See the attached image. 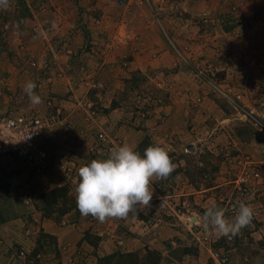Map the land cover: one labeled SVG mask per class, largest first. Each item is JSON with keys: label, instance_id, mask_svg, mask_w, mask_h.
<instances>
[{"label": "rangeland", "instance_id": "rangeland-1", "mask_svg": "<svg viewBox=\"0 0 264 264\" xmlns=\"http://www.w3.org/2000/svg\"><path fill=\"white\" fill-rule=\"evenodd\" d=\"M35 1L37 4L38 0H30V3L26 0H9L8 8L0 9V113H50L59 110L73 120L82 137L84 133L94 136L105 132L110 142L117 147L121 144L118 137L120 131L124 132L128 127L134 133L140 131L138 133L143 134L147 131L136 151L141 153L150 145L162 144L157 137L164 129V107L168 103L169 90L160 81L167 73L154 64L146 65L143 56H136V51L140 49H136L137 42L134 43L133 39L134 35L138 36L144 45V40L147 39L149 43L150 38L164 33L169 45L177 48L185 74H188V81L184 78L183 95L197 104L204 102L203 106L213 114L206 122L191 123L194 126L193 133L200 129L205 134L202 133L204 136L197 144L184 145L183 150L178 152L168 150L176 165L169 177H175L177 172L182 171L181 176L192 188L216 186L212 205L223 209L229 220L234 217V209L241 201L254 209L252 224L235 237L229 238L211 227L206 228L203 214L209 207L204 208L190 201L194 195L185 196L182 209L190 214L189 209L193 207L197 212L198 220L194 224L199 228L198 232H201L197 239V249L206 252L202 255L206 264H219L212 257V252L216 250L229 257L227 264H264V195H243L236 185L242 159L264 163V136L260 130L264 127V75L258 76L249 68L243 69L246 64L243 58L233 56L238 52L235 46L245 47L247 38L257 39L259 36L262 37L261 41L254 42L259 47H254L264 52V0L191 1L200 7L201 12L193 17L198 26L196 30L192 31L188 26L185 31H179L188 40L182 42V46L174 39L175 29L167 26L165 21L173 23L171 20L177 17L180 20L187 19L189 13L183 11L181 5L178 6L184 0H132L138 1L135 4L130 0H116V5L107 9L84 7L75 14L79 21L86 20L72 38L71 45L78 46L82 51L75 57L55 54L50 57L40 49L39 36L45 39V45L52 46L53 39L63 38V28L66 26H63L62 21H57L55 27L51 24L49 28L35 26ZM144 4L148 5V11L154 19L152 27L137 21L141 19L142 22L143 18L148 17L144 12L147 10ZM234 5L240 6L238 11L231 10ZM243 8L247 11L251 8L253 13L249 12L245 17L240 11ZM85 12L87 14L83 15ZM160 20L164 23L163 27L158 24ZM219 28L227 32L230 43L212 45V33ZM48 33L54 37H47L50 36ZM113 33L118 35L119 42L118 46L114 45L116 53L114 49V55L110 52L107 57L98 47L104 48L107 45L110 49ZM143 35L146 39H143ZM191 41L202 45L204 48L201 52H206L194 53L198 58L190 55ZM222 47L227 54L225 60L235 67L232 73H227L226 69L218 73L211 70V65L217 59L213 60L210 48ZM255 64L264 66V58ZM254 80H258L257 86L249 82ZM28 81L36 83L35 91L42 98L41 104L32 105L23 92ZM183 102L186 104L187 101L184 99ZM184 122L185 127L190 124L189 121ZM191 127L185 129L186 132L191 134ZM63 133L61 129L60 134L50 139L57 159L68 151L72 153V149L82 139L77 141L72 137L75 139L72 141L71 137ZM222 133L228 138L222 136ZM165 137L170 135L166 134ZM189 137L185 136L184 140ZM134 138L132 135L130 141ZM165 180H155V187L165 189L175 184L170 178L167 179L168 184ZM66 188L65 180L55 171L39 172L17 158L1 156L0 227L9 223V227L12 224L17 226L18 231L32 233L38 225L39 216L62 220L68 213L77 214L79 211L75 207V196L69 188L66 192ZM160 217L163 216H148L145 220L151 219L154 225ZM32 241L35 243V237ZM14 242L16 245L10 247L11 264H21L16 261L21 259L18 254L22 249L27 254L24 264H60V254L51 236L41 234L36 249L35 244L28 248L27 242ZM256 243H260L263 248ZM117 244L124 247V241ZM171 251L173 257L181 256L182 250ZM183 251L191 253L189 250ZM38 253H42L41 256ZM158 255L160 258L158 249H148L143 255L138 251L117 249L100 259L105 258L102 264H159ZM41 258L45 260L43 263H40Z\"/></svg>", "mask_w": 264, "mask_h": 264}, {"label": "crops", "instance_id": "crops-1", "mask_svg": "<svg viewBox=\"0 0 264 264\" xmlns=\"http://www.w3.org/2000/svg\"><path fill=\"white\" fill-rule=\"evenodd\" d=\"M191 1L194 3L197 2L195 0H184L183 2L178 3V6L181 5L183 11L191 15V19L188 18L190 17L188 15V20H183L182 18L180 20V18L177 17L176 19L171 20L174 21L173 23L165 21L167 26L175 29L174 39L179 41L180 45L182 42H188V40L185 39V36H182L179 31H185L188 26L192 31H194L198 27L197 23L193 21V17L201 12L200 7L196 6ZM130 2H132V0H130ZM136 2L138 1H134L132 3L135 4ZM114 5H116V0H53L51 10L49 12L44 14L38 11L35 16V26L37 25L38 28H44L45 26L48 27L50 24L57 25V21H62L63 26H66L63 28L64 36L63 38L53 39L52 41L54 43L52 46L45 45L43 43L45 39H40L39 36L38 42L40 49L45 51L46 55L50 57L52 54L63 57L79 56L82 51L79 50L78 46L71 45L73 40L72 38L77 35L76 32L79 31L76 30L81 29L86 20L79 21L76 18L77 15L75 14H77V10H83L84 7V9L91 7H102L107 9ZM143 7L147 9L146 11L144 10V12L148 17L145 19L143 18L142 22H140L141 19H137V21L139 24L152 27L154 19L148 11V5L144 4ZM203 8L207 9V7ZM240 11H242V15L246 17L249 12H252V9L248 8L247 11L243 8ZM68 12L71 13V16ZM82 14L86 15L87 13L85 12ZM158 24L162 27L164 25L162 20H160ZM225 25H227V23ZM224 31L225 30H223V28H219L217 31L212 33V35H214L212 38L214 41L212 45L214 44L215 46H219V44L223 45L225 42L226 44L228 42L230 43L227 38V32L224 33ZM48 34H50V36L47 35V37H54L53 34ZM156 35L157 36H155V38H150L151 40H148L149 43L146 42L147 39L145 35H143V39H146L144 40V45L143 42H141L142 40L138 39L139 37L136 35H134L133 41L134 43L137 42L135 43L136 49H140V51H136V56H143V62L145 61L146 65L154 64L159 70L167 73L166 77L162 78L160 81L161 85L166 90H169L168 103L164 107L166 111L164 114L166 121L163 126V131L157 138L160 141L159 143H162L160 145L166 147L167 150L172 149L173 151L178 152V150H183L184 145L187 146L191 143L197 144L200 138L205 135L200 129H197L196 133H193L194 126L191 123L194 121L206 122L213 114L208 111L205 106H203L204 102L197 104L193 99L190 101L188 98H185L183 95L184 78L188 81V74H185L186 70L184 69L183 61H181L178 57V50L177 48H172V46L169 45L165 39L164 33L161 32L159 35ZM258 38H247L245 40V47L243 45L240 48L235 46V49L238 52L233 56L242 57L246 63L243 69L249 68L251 72L254 71L258 76H260L264 75V66L260 64L259 67V65H256L255 63L259 61V59L261 60L264 58V52L256 50L257 47H254L255 45H258L254 42L261 41L262 37L259 36ZM99 39L104 38L100 37ZM118 42V35L113 33L111 36V48L109 49L107 45H104V48L100 46L98 49H100L102 53H105L107 57L110 52L114 55V45L116 44V46H118ZM249 44L252 45L250 46ZM203 48L204 47H202V45L196 44L195 41H191V45L189 47L191 51H189L190 55L198 58L199 56L197 54V56H194V53H200ZM210 49V55L213 56V60H215V58L217 59L216 63L211 65V70L213 72L218 73L219 70L226 69L227 73H232V71L235 70V67L232 66L229 61L227 63L225 60L227 54L224 47ZM203 52L205 53L206 51ZM261 62L263 63V61ZM46 82L47 81H45V83ZM249 82L257 86L258 80ZM184 99L187 101L186 104L183 102ZM184 121H189L190 124H187L185 127L183 126L185 123ZM190 126H192L191 134L186 132ZM130 129L127 127L124 132L120 131V136H118L119 142L121 143L120 145L123 143H129L136 149L140 140H142V137L147 133V131H145L146 133L144 132L143 134H140L138 133L140 131H137V133L135 131L134 133ZM112 133L116 136L115 132L112 131ZM185 133L190 136L186 140H184L185 136H187ZM166 134L170 135V137L166 138ZM132 135H134L135 138L133 141H130ZM224 135L226 136L225 133H222V136ZM94 136L90 133H85V136L82 138L83 140L81 139L77 143V146L72 149V153L76 155V159H78L80 163H88L92 159H104L109 155L110 152L107 155L89 152L88 146L91 140H94ZM159 137H161V139ZM226 138H228V136H226ZM80 143L82 144L80 145ZM182 174V171H179L176 173L175 177H168L175 181V184L171 186V188L165 185V189H157L155 187V180H153L152 186L154 194L151 201V207L145 211L130 213L128 217L124 219H109L106 222L101 223L90 215L82 216L80 212L77 214L74 212L68 213L62 220L39 216L38 225L32 233H29V231H18L17 226L12 224V227H9V223H5L0 227V264H11L12 260L10 259V247L16 245L14 240L19 241V243L21 241L27 242L28 248L34 247L35 244L36 249L38 247L37 239L41 234L53 237L55 247L60 254L58 259L60 264H99L100 258L103 255L112 253L117 249L129 252L138 251L142 255L145 254L148 249H158L160 250L159 264H206V261L205 263L203 262L206 259L202 257V255L206 252L202 250L198 251L199 249H197V239L201 235V232H198L199 228L196 224H194V222L198 220L197 212L193 209V207H191L189 211L193 214H187L182 209V204L185 203V196L194 195L190 198V201L192 200L195 204L199 203L204 208L210 207L213 204L215 196L214 189L216 186L213 185L205 188L201 185L202 187L192 188L189 186L190 184L188 185L186 179L181 176ZM168 178L165 180L167 184ZM187 186H189L188 190L186 189ZM263 195L264 186L263 189L260 190L258 197ZM157 215L163 217H160L161 219L150 227L145 225L146 217L151 216L155 218ZM34 237L35 243L32 241V238ZM121 240L124 241V247L117 244ZM256 244L260 248H263L260 243ZM172 249H177L179 251L182 250L180 252L181 256L173 257L171 251ZM183 250H191V253L184 252ZM41 254L38 253L37 255L41 256ZM43 261L45 260L41 258L40 263H43Z\"/></svg>", "mask_w": 264, "mask_h": 264}, {"label": "clouds", "instance_id": "clouds-1", "mask_svg": "<svg viewBox=\"0 0 264 264\" xmlns=\"http://www.w3.org/2000/svg\"><path fill=\"white\" fill-rule=\"evenodd\" d=\"M8 6L9 0H0V9ZM36 87L34 81L26 82L23 87L34 106L42 103ZM175 167L169 151L160 144L148 146L141 155L132 145L123 143L112 148L107 158L92 159L78 169L79 180L74 190L76 206L82 216L90 215L101 223L145 211L151 207L153 180L168 178ZM234 212L229 220L223 209L212 205L203 214L204 225L222 236L235 237L252 224L254 209L241 201Z\"/></svg>", "mask_w": 264, "mask_h": 264}, {"label": "built area", "instance_id": "built-area-1", "mask_svg": "<svg viewBox=\"0 0 264 264\" xmlns=\"http://www.w3.org/2000/svg\"><path fill=\"white\" fill-rule=\"evenodd\" d=\"M30 3V0H26ZM52 0H38L35 13H47L51 10ZM239 5H234L231 10L238 11ZM215 21V18H212ZM36 63V62H35ZM62 131L65 136L83 138L75 128L74 122L61 111L43 113L39 111L31 113H0V157L8 156L23 161L39 172L55 171L64 180L72 195L79 180L78 169L88 163L78 164L74 153L68 151L57 159L50 139ZM260 130L264 136V127ZM82 133V132H81ZM83 134V133H82ZM85 133L83 134V136ZM79 137V138H77ZM87 137V135H86ZM115 146L110 142L108 134L99 132L89 144L90 153L107 155ZM241 167L236 185L243 195L256 196L264 186V163L253 160H241ZM66 222V221H65ZM151 219L146 220V226H152ZM122 243L123 241H119ZM26 250H20L18 258L24 264ZM212 257L219 264H227L229 257L216 250Z\"/></svg>", "mask_w": 264, "mask_h": 264}, {"label": "trees", "instance_id": "trees-1", "mask_svg": "<svg viewBox=\"0 0 264 264\" xmlns=\"http://www.w3.org/2000/svg\"><path fill=\"white\" fill-rule=\"evenodd\" d=\"M37 7V4H36V1H35V8ZM143 153H144V151H142L141 152V155H143ZM66 192H68V188H66ZM76 207V210H78V208H77V206H75ZM79 211V210H78ZM46 236H48L49 237V235H46ZM133 254V253H132ZM110 256V255H109ZM158 257V260H160V258H159V255L157 256ZM110 258V257H109ZM138 258V257H137ZM105 258H103V260H104ZM139 259V258H138ZM103 260L102 259H100V261H99V264H102V262H103ZM159 262V261H158ZM108 264H111V262H109Z\"/></svg>", "mask_w": 264, "mask_h": 264}]
</instances>
